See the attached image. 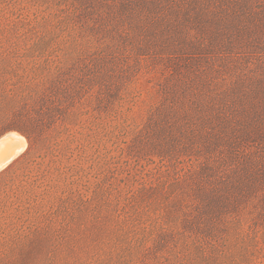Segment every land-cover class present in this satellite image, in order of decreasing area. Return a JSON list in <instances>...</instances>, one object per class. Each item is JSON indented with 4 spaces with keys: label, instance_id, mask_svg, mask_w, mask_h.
Instances as JSON below:
<instances>
[{
    "label": "trees",
    "instance_id": "1",
    "mask_svg": "<svg viewBox=\"0 0 264 264\" xmlns=\"http://www.w3.org/2000/svg\"><path fill=\"white\" fill-rule=\"evenodd\" d=\"M15 2L18 29L7 27L1 46L17 59V73L4 78L3 130L24 135L28 146L0 178L6 186L18 183L13 195L7 192L5 214L22 222L23 240L46 233L35 264H264L257 262L264 247L251 222L259 190L240 167L247 134L239 88L203 82V70L186 75L177 64L164 101L133 132L137 145L127 155L101 147L100 122L84 127L80 119L94 105L123 100L131 81L123 52L134 51L136 63L145 55H191L196 62L206 53L198 50L210 42L190 31L172 44L163 35L172 26L170 8L189 17L192 1ZM262 4L255 0L249 12L264 23ZM85 147L95 148L91 156ZM74 150L77 164L62 169L61 156ZM142 152L160 159L171 177L154 185L141 177L132 158Z\"/></svg>",
    "mask_w": 264,
    "mask_h": 264
},
{
    "label": "rangeland",
    "instance_id": "2",
    "mask_svg": "<svg viewBox=\"0 0 264 264\" xmlns=\"http://www.w3.org/2000/svg\"><path fill=\"white\" fill-rule=\"evenodd\" d=\"M191 1L188 12L192 14L190 13L189 17L177 6L170 8L174 13L168 14L167 19L171 20L172 26H169V31H163V35L167 44H172L177 38L182 37V34L190 31L193 36L200 37L207 43L210 42L209 48L198 50L206 53H201L203 56L198 57L196 62H193L194 58L191 55L185 58L174 55L177 57H172L170 60L165 59L164 56L145 55L139 63H136L135 60L138 58L135 57L134 51L130 54L123 52V55L119 56L120 61L124 62L125 66L129 64L128 76L131 78L123 100L111 101L114 102L113 104H99V107L94 105L89 109V113L80 119L84 127L100 122L104 127L101 134L106 143V146L101 147L109 148L113 155L120 153L127 155L131 145H137L136 140L132 138L133 132L141 129L151 110L164 101V87L172 85L174 73L179 68L177 64L182 65L180 69L184 70L186 75H191L190 72L195 69L203 70L200 75L203 82L209 79L213 80L212 85L215 84L216 87L239 88L242 102L241 116L247 134L240 146L242 150L240 167L243 180L246 183L253 181L254 188L259 190L258 197L256 196L252 204L251 222L259 246L264 247V23L262 20L258 21L259 15H252L249 12L254 11L253 8L249 9V6L255 0ZM261 1L264 7V0ZM18 15L19 10L15 0H0V160L3 161L0 172L28 146V140L24 135L15 130H3L6 120L4 78L6 75L14 76L17 73V59L13 55L1 52V46L3 36L8 35L7 27L12 32L18 29L15 24ZM168 32L171 36L166 38ZM230 44L245 45L228 52L226 48ZM188 45L191 50L193 49L189 52H196L195 45ZM190 60L192 64L183 69L184 63ZM9 119L15 120L13 115ZM77 129H80L79 125L72 127V131ZM64 137L65 135L61 138ZM100 137L99 132L92 136L94 147H99ZM94 147H85L86 153L91 156ZM76 153V150L73 153L65 152L58 165L60 163V167L66 169L70 164H77ZM142 153L143 156L132 158V160L136 159L132 163H135L141 177L152 180L153 185L158 178L171 177L172 171L168 170L167 166H161L160 159L151 156L152 154L146 156L144 152ZM53 172L55 175L58 174L56 169ZM66 177H60L61 183ZM16 186L18 183L13 186L14 188L10 185L6 186L5 181L0 178V264H35L33 254L47 246L46 233L41 232L31 236L29 241L23 240L25 237L20 236L23 231L22 222H18L15 217L6 216L7 192L9 196L13 195ZM23 223L26 225L25 222ZM29 252L34 253L29 254ZM261 260L263 261L264 257L257 258L258 263H262Z\"/></svg>",
    "mask_w": 264,
    "mask_h": 264
},
{
    "label": "bare ground",
    "instance_id": "3",
    "mask_svg": "<svg viewBox=\"0 0 264 264\" xmlns=\"http://www.w3.org/2000/svg\"><path fill=\"white\" fill-rule=\"evenodd\" d=\"M19 148H20V147H19ZM2 162H3V161L0 160V165H1Z\"/></svg>",
    "mask_w": 264,
    "mask_h": 264
}]
</instances>
